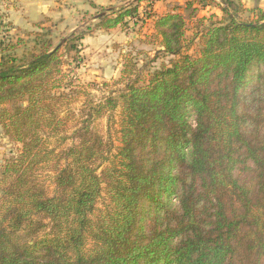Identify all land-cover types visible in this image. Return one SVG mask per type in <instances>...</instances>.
<instances>
[{"label":"trees","instance_id":"1","mask_svg":"<svg viewBox=\"0 0 264 264\" xmlns=\"http://www.w3.org/2000/svg\"><path fill=\"white\" fill-rule=\"evenodd\" d=\"M149 1L110 9L55 48L34 33L38 52L25 63L1 59L0 106L12 110L0 109V126L21 149L1 173L0 264H264V11L239 21L242 6L220 0V18H196L195 55L185 18L157 17L154 36L169 64L141 84L125 60L123 89L87 108L76 143L59 154L44 147L40 131L61 125V50L77 53L96 30L126 31ZM197 1L212 0H189L190 18ZM117 108L113 154L90 126ZM51 161L49 197L34 174Z\"/></svg>","mask_w":264,"mask_h":264},{"label":"rangeland","instance_id":"2","mask_svg":"<svg viewBox=\"0 0 264 264\" xmlns=\"http://www.w3.org/2000/svg\"><path fill=\"white\" fill-rule=\"evenodd\" d=\"M60 1L61 6L70 8L72 15L78 12L81 17L59 26L58 21L52 22L43 19L41 22V24H44L43 28L36 26L27 32L19 30L6 22L7 11L10 8H17L18 0H0V61L4 57L15 59L17 64L25 63L31 55L38 52V46L35 43L38 38H35L34 33H43L52 42V48H55L62 40L73 33L69 31L70 28L87 26L91 29L96 24V20H94L96 12L86 14L84 8L81 7L80 0ZM152 1L153 3L150 6L146 2L143 3L141 17L136 18L142 27L137 41H131V39L129 41H82L78 44L77 53L72 52L67 55L65 50H61L64 78L61 89L56 92L59 99L55 106V115L61 120V125L55 131L45 128L44 131L41 130L39 133L44 142V147L48 151L59 154L60 151L76 143L74 131L85 119L87 108L104 102L107 97L117 98L124 87L125 81L129 78L126 75L125 80L119 82L125 60L130 61L131 65L135 67V72L139 73L141 84L146 83L155 70L169 64L172 58L160 52L159 41L153 34V17L167 14L169 11L181 12L186 20L185 43L189 45L188 54L195 55L199 41L191 42L190 40L193 34L200 30L201 26L196 19L190 18L191 9L188 10L186 7V1L188 0ZM201 3L196 2V5L201 7L202 10L199 17L208 18L215 15L218 18L221 17V12L217 8L218 3L215 2V5L203 1L207 6H202ZM237 20L248 21L249 17L245 13H240ZM67 21H69V18ZM205 25L207 24L205 23ZM4 108L12 110V105L4 104L0 106V109ZM119 120V109L117 108L115 111L106 112L103 117L95 119L90 126L104 140L112 144L113 154L116 153V147L119 146ZM20 149L21 145L11 142L0 126V196L5 187L4 177L1 174L3 167L6 162L19 155ZM53 165V161L39 165L34 174L38 184L44 188L49 197L54 196L55 193L52 181L54 173L51 170ZM107 204L108 199L103 191L96 208L102 210ZM91 218L95 219V215Z\"/></svg>","mask_w":264,"mask_h":264},{"label":"crops","instance_id":"3","mask_svg":"<svg viewBox=\"0 0 264 264\" xmlns=\"http://www.w3.org/2000/svg\"><path fill=\"white\" fill-rule=\"evenodd\" d=\"M73 1H77V0H73ZM130 1L132 0H80L82 5L81 7L84 8V12L86 14H92L94 12H97L99 9H106V11L110 12V9L116 10L117 8L121 7L122 5H125L127 2ZM231 1L237 4L239 3L242 6V9L244 10L243 13L247 14L249 19L252 18V14L249 13V11L253 9H260L264 11V0H231ZM90 2L93 3L97 9L92 8L90 6ZM215 2L219 4L217 8L220 10L219 7H222V3L220 0H212L211 2L208 3L215 4ZM60 3H61L60 0H18L17 8L14 9L10 8V10L7 11L8 15L6 18V22L15 28H18L19 30L28 32L31 31L33 27L36 26L43 28L44 24H41L43 19H46L47 21L51 20L52 22L58 21L60 23L58 24L59 26L70 23V20L75 21L76 19H79V17H81L80 13H78L76 10L75 11L77 12V14L74 13L72 15L71 11L69 10L70 8L61 6ZM197 3L199 4L201 3L202 6H207L205 5L206 3H203V1H197ZM143 6L144 4L141 3L140 7L138 8L137 18L141 17L142 14L141 11L143 10ZM196 6H197L196 4L192 6V9L197 10L195 19L203 18V17H199V14L202 13L201 7L199 6L196 7ZM171 12H176V11H169V13ZM177 13H180L183 16L181 12H177ZM68 18L69 21H67ZM156 18L153 17V20H155ZM127 22H128V29L126 31H122L119 28L107 32L103 30H96L92 33V35L91 34L86 35L82 41H129L130 39L131 41H137L139 39L138 35L142 30L141 24H139L137 20L135 22H132L128 19ZM76 27L77 26L70 28L69 31L74 32L75 30L79 29V27L77 28ZM132 30L134 31V33ZM152 31H153V23H152Z\"/></svg>","mask_w":264,"mask_h":264},{"label":"built area","instance_id":"4","mask_svg":"<svg viewBox=\"0 0 264 264\" xmlns=\"http://www.w3.org/2000/svg\"><path fill=\"white\" fill-rule=\"evenodd\" d=\"M147 3V5H152V3H153V1L151 0V1H149V2H146ZM137 18V17H136ZM136 18H132V19H129L130 21H132V22H135L136 21Z\"/></svg>","mask_w":264,"mask_h":264},{"label":"water","instance_id":"5","mask_svg":"<svg viewBox=\"0 0 264 264\" xmlns=\"http://www.w3.org/2000/svg\"><path fill=\"white\" fill-rule=\"evenodd\" d=\"M104 14H106V12H105V13H101V14H99V15H96L95 18H94V20H97L98 18H100V17L103 16Z\"/></svg>","mask_w":264,"mask_h":264}]
</instances>
